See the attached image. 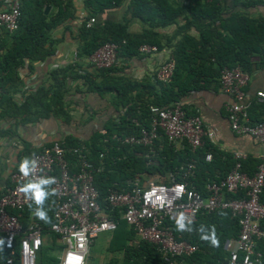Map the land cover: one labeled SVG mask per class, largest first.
Here are the masks:
<instances>
[{"label": "trees", "instance_id": "trees-1", "mask_svg": "<svg viewBox=\"0 0 264 264\" xmlns=\"http://www.w3.org/2000/svg\"><path fill=\"white\" fill-rule=\"evenodd\" d=\"M233 1L229 6L228 0H82L87 14L77 28L80 40L77 59L66 66L52 68L47 80L30 91L23 89L25 77L21 69L28 62L32 73L36 63L56 53L58 39L52 32L61 24L78 18L75 0H21L19 27L14 31L0 27V137L15 138L16 144L22 145L13 171H20L25 159L30 163L32 154L43 149L42 146L32 147L21 138L20 124L52 115L71 121L70 107L65 100L70 80L83 79L88 91L110 94L112 104L123 109L118 118L106 122V134L98 130L88 139L72 134L60 139L67 150L85 145L86 154L96 164L101 161L100 154L105 153V167L95 173V185L100 194L99 203L117 222L108 247L114 256L105 264H169L155 243L137 240L133 226L123 217L124 209L113 208L108 203L106 197L111 189L129 190V183L137 177L143 181L170 183L169 176L173 174L176 180L185 181L189 188L194 187L206 196V183L223 178L237 162L232 151L220 149L208 137H204L202 146L193 150L188 143L177 147L161 134L150 157L146 155L148 147L123 145L114 137L134 134L142 126H148L152 105L172 106L212 82L220 85L225 67H240L249 74L264 68V12L256 15L250 12L258 6L264 9V0ZM125 3L122 18H102L107 10ZM47 6H50L48 13L45 12ZM92 16L96 21L86 27V21ZM134 20L142 24L141 31L131 30ZM173 25H177V29L171 36L161 32ZM192 27L198 31L197 35L189 33ZM108 42L118 45V63L108 68L89 69L86 59ZM144 43L172 49L175 69L169 82L158 81L154 75L138 81L119 74L123 69L122 60L139 56V47ZM254 57L259 59L254 60ZM19 92L23 95L21 100L16 98ZM183 108L187 116L197 115L193 109L184 105ZM248 112L251 122L263 121L264 100H251ZM7 119L14 123L2 127L1 123ZM207 153H212L211 161L205 159ZM66 158L72 171L77 170L78 155L67 151ZM193 160L194 172H185L187 164ZM241 163L242 171L253 176L264 158L247 154ZM38 184L46 194L44 199L37 202L33 192L32 201L23 210L11 212L19 214L25 224L31 218L42 224L45 242L39 250L37 264H61L66 246L61 236L51 230L56 196L50 184ZM2 194L0 192V196ZM239 195L226 196L237 198ZM173 227L179 239L198 247L191 255L174 257L175 264H219L229 254L226 241L238 237L240 232L239 217L228 209L203 211L185 229H180L177 223ZM257 248L264 254V240L258 241ZM7 255V251L0 249V264H6ZM14 264H20L18 258Z\"/></svg>", "mask_w": 264, "mask_h": 264}, {"label": "built area", "instance_id": "built-area-1", "mask_svg": "<svg viewBox=\"0 0 264 264\" xmlns=\"http://www.w3.org/2000/svg\"><path fill=\"white\" fill-rule=\"evenodd\" d=\"M0 1V27L16 30L21 17V0ZM85 16V12L79 14V23L83 22ZM95 21L96 17H90L86 27ZM117 49L115 42L98 48L86 59L89 69L117 64ZM158 49L157 45L148 43L139 47L143 53L157 52ZM174 69L175 60L171 56L160 65L154 78L169 82ZM249 79L250 74L240 67H225L222 70V89L234 97V103L227 107L228 118L235 132L264 142V120L251 122L248 112L250 98L245 88ZM256 96L264 100V91H256ZM150 111L152 116L148 126H142L134 134L114 137L123 145L148 147L146 155L149 157L154 153L153 146L161 134L177 147L188 143L193 150L202 146L204 137L217 144L215 130L207 127L200 115L187 116L181 101L167 107L152 105ZM99 131L107 133L105 127ZM49 142L51 144L47 145ZM49 142L42 146V151L32 154L27 175L21 170L11 172L12 185L0 196V249L8 253L6 264H14L16 258L20 264H37L39 250L45 242L43 226L39 221L31 219L25 224L19 214L11 212L23 210L32 201L33 191H22L30 184H50L56 196L51 230L61 236L66 246L61 264H86L94 239L100 233L112 232L117 227V222L99 203L100 194L95 185V173L105 167V153L100 154L101 161L96 164L86 154L88 148L85 145L67 150L60 140ZM67 151L79 157L75 171H72L71 163L66 158ZM138 154L141 155L140 152ZM233 155L237 160L233 169L219 180L208 181L206 196L170 174V183L143 181L137 177L129 183L131 189H111L106 200L113 208L124 209L123 217L133 226L137 240L155 243L169 264H175L174 257L191 255L198 249L187 240L179 239L174 231V223L180 229H185L203 211L228 209L239 217L240 232L238 237L226 241L229 254L219 264H264V254L257 248L258 241L264 240V163L250 176L242 171L241 160L247 157V153L234 151ZM212 157V153H207L205 159L211 161ZM186 167L185 172H194L195 161L189 162ZM227 194L240 195L231 198Z\"/></svg>", "mask_w": 264, "mask_h": 264}, {"label": "crops", "instance_id": "crops-1", "mask_svg": "<svg viewBox=\"0 0 264 264\" xmlns=\"http://www.w3.org/2000/svg\"><path fill=\"white\" fill-rule=\"evenodd\" d=\"M233 3V0H228L227 5L232 6ZM75 4L76 16L78 18L61 24L52 32V35L58 39L56 53L45 61L36 63L34 72L32 73H30L28 62L21 69V73L25 77L23 89L27 91L37 89L47 80L48 73L52 68L66 66L77 59V50L80 44V40L77 37L79 14L81 12L87 14V12L84 9L82 0H75ZM126 7L127 3L107 10L102 14V18L120 19L125 15ZM250 12L256 15L259 12H264V9L258 6L257 8H251ZM130 28L132 31L139 32L142 30V24L140 21L134 20ZM176 29L177 25H173L160 31L171 36ZM189 33L197 35L198 31L192 27L189 29ZM171 56L172 49L170 47L158 49L157 52H141L139 56L123 59V69L119 74L141 81L144 78L155 76V72L160 65ZM253 59L258 60L259 57H254ZM70 85V89L65 95V100L69 104L72 116L70 122L52 115L37 122L20 124L18 126L19 135L26 142H29L32 147H41L49 141L60 140L69 134L80 139H88L100 128L105 127L106 122L118 118L122 113L123 109L120 110L112 104L110 94L101 95L98 92L88 91L83 79L70 80ZM245 89L249 94L250 101L257 99L262 101V99L256 96V91H264V68H258L250 74V79ZM16 98L21 100L23 98L22 93H17ZM181 102L184 106L196 111L197 115L202 117L207 127L215 130L216 145L220 149L232 152L242 151L264 158V142H259L248 134H239L231 128L227 107L234 103V97L223 91L221 84L218 85L212 82L207 88L190 92ZM13 123L14 120L7 119L1 123V126L8 127ZM16 141L15 138L0 137V192L2 193H5L10 187L11 182L9 178L11 172L17 166L18 152L22 145L19 146V144H16ZM96 238L91 244L86 264H90L91 262V248ZM110 239L105 245L104 251L108 252L105 262L114 256V253L108 250Z\"/></svg>", "mask_w": 264, "mask_h": 264}, {"label": "rangeland", "instance_id": "rangeland-1", "mask_svg": "<svg viewBox=\"0 0 264 264\" xmlns=\"http://www.w3.org/2000/svg\"><path fill=\"white\" fill-rule=\"evenodd\" d=\"M111 237L110 231L102 232L96 238L94 245L91 248V262L90 264H103L108 256L105 250V245Z\"/></svg>", "mask_w": 264, "mask_h": 264}, {"label": "clouds", "instance_id": "clouds-1", "mask_svg": "<svg viewBox=\"0 0 264 264\" xmlns=\"http://www.w3.org/2000/svg\"><path fill=\"white\" fill-rule=\"evenodd\" d=\"M29 161L27 159L24 160L23 164L21 165V171L27 175L29 172ZM48 181H44V183H47ZM28 189H31L34 193H35V198L37 200V202H41L44 197H45V193L41 190V187L39 184H30L27 186V188L23 189L22 191H27ZM44 214L41 213V216H43Z\"/></svg>", "mask_w": 264, "mask_h": 264}, {"label": "water", "instance_id": "water-1", "mask_svg": "<svg viewBox=\"0 0 264 264\" xmlns=\"http://www.w3.org/2000/svg\"><path fill=\"white\" fill-rule=\"evenodd\" d=\"M49 10H50V6H47V8H46L45 12H46V13H48V12H49Z\"/></svg>", "mask_w": 264, "mask_h": 264}]
</instances>
